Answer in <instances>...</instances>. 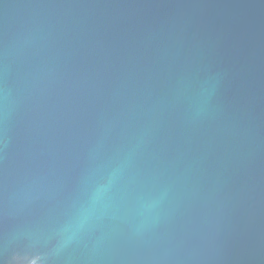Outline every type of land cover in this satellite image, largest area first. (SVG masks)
<instances>
[{"label": "water", "instance_id": "obj_1", "mask_svg": "<svg viewBox=\"0 0 264 264\" xmlns=\"http://www.w3.org/2000/svg\"><path fill=\"white\" fill-rule=\"evenodd\" d=\"M0 264H264V0H0Z\"/></svg>", "mask_w": 264, "mask_h": 264}]
</instances>
